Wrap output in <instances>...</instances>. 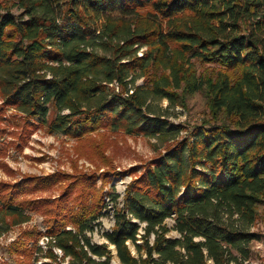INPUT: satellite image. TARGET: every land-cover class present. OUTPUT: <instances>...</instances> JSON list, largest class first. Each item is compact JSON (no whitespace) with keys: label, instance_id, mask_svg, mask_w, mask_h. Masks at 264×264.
<instances>
[{"label":"trees","instance_id":"1","mask_svg":"<svg viewBox=\"0 0 264 264\" xmlns=\"http://www.w3.org/2000/svg\"><path fill=\"white\" fill-rule=\"evenodd\" d=\"M200 94L209 116L138 168L120 208L94 176L52 200L25 196L52 189L60 174L0 183V237L32 214L46 224L17 238L9 261L111 264L109 246L119 264L250 260L258 236L249 229L264 205V0H0V122L15 110L23 134L41 126L80 141L122 131L164 143L184 128L151 101L184 108ZM108 214L107 244L91 243Z\"/></svg>","mask_w":264,"mask_h":264},{"label":"rangeland","instance_id":"2","mask_svg":"<svg viewBox=\"0 0 264 264\" xmlns=\"http://www.w3.org/2000/svg\"><path fill=\"white\" fill-rule=\"evenodd\" d=\"M11 12L14 16H18L22 10L15 7ZM144 50L145 48H142L137 56H141ZM97 52L101 53L100 50ZM209 67L205 64L195 66L198 72H203ZM136 84H142V79L137 80ZM177 93L181 94V91ZM184 103L183 108L179 105L171 106L166 100L151 101V106L158 115H163L168 123L184 128L173 140L164 143L141 136H128L122 131L100 130L80 141L51 134L41 126L30 128L28 133L23 134L22 129L17 125L22 124L25 118L15 110L7 108L4 110L3 121L0 122V131L4 132L0 136V183L16 184L26 178H46L60 174L64 178L52 189L25 196L26 199L52 200L61 196L64 188L74 179H88L94 176L96 191L102 194L106 192L117 194L118 208H120L126 188L140 175L138 168L162 155L167 148L187 136L194 125L202 123L210 114L204 95L187 97ZM52 114L53 111H50L49 119L52 118ZM105 173H109V177L107 175V178H103ZM104 200L107 205L111 204L108 197ZM260 212L253 227L249 229L250 232L257 234L258 239L251 244L250 260L240 261L241 264H264V205L261 206ZM98 222L95 231L87 236L93 244H107L102 234L113 228L112 217L108 214ZM166 224L171 226L172 221L166 220ZM45 225L44 217L32 214L29 222L12 227L3 234L0 237V264L3 262L13 264V261H9L10 257L6 250L20 235L33 230L45 232ZM236 225L239 226V222H236ZM168 237H177V234L170 232ZM45 242L46 239L43 237L38 239V246L43 248V251L46 250ZM128 245L135 255L133 246ZM108 249L113 255L111 264H119L114 248L109 246ZM55 253L60 255L58 250H55ZM11 259L13 260L12 257ZM40 261L46 260L40 259Z\"/></svg>","mask_w":264,"mask_h":264}]
</instances>
